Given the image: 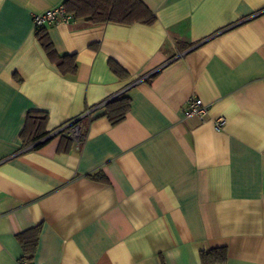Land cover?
<instances>
[{
	"label": "crops",
	"instance_id": "1",
	"mask_svg": "<svg viewBox=\"0 0 264 264\" xmlns=\"http://www.w3.org/2000/svg\"><path fill=\"white\" fill-rule=\"evenodd\" d=\"M64 1L0 0V264H19L17 234L36 226L28 264H202L214 247L220 264H264V0H141L152 24L45 27L74 74L32 21ZM117 95L129 110L113 125ZM189 97L202 120L184 117ZM32 110L50 131L38 148L20 138ZM69 120L80 137L60 151Z\"/></svg>",
	"mask_w": 264,
	"mask_h": 264
},
{
	"label": "trees",
	"instance_id": "2",
	"mask_svg": "<svg viewBox=\"0 0 264 264\" xmlns=\"http://www.w3.org/2000/svg\"><path fill=\"white\" fill-rule=\"evenodd\" d=\"M62 5L75 19H84L92 24L107 22L123 25L133 23L152 24L156 19L155 15L141 0H65ZM35 36L48 58L55 63V66L62 74L75 73L77 68L75 56L70 54L59 55L45 28L35 29ZM108 66L116 75H123V69L115 61L109 59ZM129 102L130 99L126 95H117L106 100L103 103L105 107L103 116L113 125L121 122L129 110ZM79 121L76 120L74 124L79 126ZM46 123L47 113L45 111H28L20 132L22 146L32 145L33 148H38L44 144L50 133L46 129ZM59 128L55 133L60 135L58 149L60 151H68L72 142L65 133L67 128L62 130H59ZM38 233L39 227L36 226L17 234L23 251L20 260L28 261L31 259L37 244ZM199 255L202 264H220L226 260V248L214 247L207 251H200Z\"/></svg>",
	"mask_w": 264,
	"mask_h": 264
},
{
	"label": "built area",
	"instance_id": "3",
	"mask_svg": "<svg viewBox=\"0 0 264 264\" xmlns=\"http://www.w3.org/2000/svg\"><path fill=\"white\" fill-rule=\"evenodd\" d=\"M32 21L34 28H45L50 25L54 24H65L69 25L74 21V17L68 13L64 6L57 5L55 7L46 9L45 11H42L40 13H35L32 16ZM208 106L203 103V101L200 98L195 97H189L184 105L183 108V115L184 117H197L198 119H203L205 115L207 114ZM76 120H71L64 125H62L59 130H62L64 128H67L65 130V133L73 138L74 140H78L80 137L79 133V127L78 125H75L74 123ZM225 119L224 117H218L214 121V127L216 130L222 129L224 125ZM19 264H28L27 260H20Z\"/></svg>",
	"mask_w": 264,
	"mask_h": 264
}]
</instances>
